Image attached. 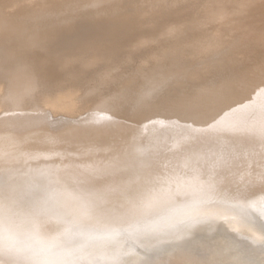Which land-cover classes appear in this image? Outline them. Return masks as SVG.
I'll list each match as a JSON object with an SVG mask.
<instances>
[{
    "label": "bare ground",
    "instance_id": "6f19581e",
    "mask_svg": "<svg viewBox=\"0 0 264 264\" xmlns=\"http://www.w3.org/2000/svg\"><path fill=\"white\" fill-rule=\"evenodd\" d=\"M0 264H264V0H0Z\"/></svg>",
    "mask_w": 264,
    "mask_h": 264
},
{
    "label": "rangeland",
    "instance_id": "374dc122",
    "mask_svg": "<svg viewBox=\"0 0 264 264\" xmlns=\"http://www.w3.org/2000/svg\"><path fill=\"white\" fill-rule=\"evenodd\" d=\"M240 22V21H239ZM240 24H241V22H240ZM238 22H237V24H234L232 27H229L227 30H226V34L224 35V37H226V42H228L229 44H231L230 42H233L235 39H237V37L239 36V33H240V31L242 30V25H240ZM234 29V30H233ZM217 30H219V27L217 28ZM233 31V32H232ZM238 33H237V32ZM218 32L219 31H217V33L216 34H218ZM237 34V35H236ZM147 35V33L146 34H144L143 36H146ZM230 38H229V37ZM236 37V38H235ZM227 43V44H228ZM156 51V52H155ZM151 52V51H150ZM161 52V51H160ZM125 53V54H124ZM124 53H121L122 54V56H123V58H124V61H127V62H129V61H131L132 60V57H131V53H129V52H124ZM158 54L159 53V50L157 51V50H154V49H152V52L150 53V54H148V56L147 57H153L155 54ZM149 63V61L146 63V64H148ZM164 69H162L161 71H163ZM168 69L166 68V70H164V72L165 71H167ZM166 73H168V72H166ZM132 77H134L133 76V74H128L126 77H125V79L124 80H128L129 81V79L130 78H132ZM61 78H63L62 77V75H61ZM78 80V81H77ZM176 80H177V78L176 77H174V79L172 80L173 81V83L174 82H176ZM73 84L76 86L74 89H75V91H76V89H78V91L81 93V97L84 95V93H83V90H84V86H85V84L84 83H82V81H81V79H79L78 77H74L73 78ZM171 84H172V82H171ZM175 84V83H174ZM99 85H101V84H99ZM114 85H117V84H114ZM78 87V88H77ZM82 103H84L83 102V100H78V102L76 103L77 104V106L75 107V109H74V111L73 112H68L67 113V115L69 116V117H71V118H75V117H77L79 114H81L82 112H84L85 110H81L80 111V109H82L83 107H84V105L85 104H82ZM75 104V105H76ZM131 106V105H130ZM78 111V112H77ZM120 116H121V114H120ZM114 119L116 120V121H118V122H120V123H127L128 125H133V124H141V122H135V121H131V120H127V121H125L124 119H122L121 117H118V116H116V117H114ZM69 134V133H68ZM16 145V144H15ZM14 145V146H15ZM16 146H18V145H16Z\"/></svg>",
    "mask_w": 264,
    "mask_h": 264
}]
</instances>
